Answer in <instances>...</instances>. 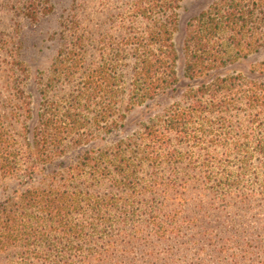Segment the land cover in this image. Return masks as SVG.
I'll return each instance as SVG.
<instances>
[{
  "label": "trees",
  "instance_id": "1",
  "mask_svg": "<svg viewBox=\"0 0 264 264\" xmlns=\"http://www.w3.org/2000/svg\"><path fill=\"white\" fill-rule=\"evenodd\" d=\"M180 1L135 0L117 35L95 37L92 28L74 21L65 27L35 125L26 127V148L0 125V172L25 180L0 202V264H88L86 259L110 256L116 241L101 235L109 223L130 220L134 201L118 194L130 193L131 184L136 190L139 183L131 178L146 163L154 168L147 191L179 205L165 219L152 205L149 224L160 237L179 235L185 219L198 229L197 256L216 258L183 264H264V80L217 74L264 45V0H218L188 22L185 74L201 83L147 119L138 137L87 149L77 174L88 178L86 188L62 189L54 178L44 186L39 178L69 144L83 146L114 133L135 106L177 86ZM38 6L32 0L31 10ZM58 86L64 92L52 95ZM19 98V109L31 119L32 103L23 89ZM192 140L216 147L203 155L205 183L197 187L193 215L185 217L190 181L165 180L156 168L181 171ZM105 182L109 191H94ZM210 209L213 221L205 220ZM95 235L102 242L93 245Z\"/></svg>",
  "mask_w": 264,
  "mask_h": 264
},
{
  "label": "rangeland",
  "instance_id": "2",
  "mask_svg": "<svg viewBox=\"0 0 264 264\" xmlns=\"http://www.w3.org/2000/svg\"><path fill=\"white\" fill-rule=\"evenodd\" d=\"M36 1L39 5L38 8L36 6V10H31L32 0H0V118L2 120L0 125L8 127L23 148L28 145V139L25 137L30 138L31 136L26 131V127L31 128L35 125V118L42 99L41 91L46 87L49 77L52 76L51 68L56 59L65 27L74 21L82 27L92 28L95 37L102 33L117 35L120 21H128V10L135 0ZM217 1H180L178 23L174 33V42L179 55L177 69L180 81L177 86L154 101L135 106L127 113L123 126L114 133L100 134L96 139H92L90 144L87 143L83 146L69 144L70 146L68 145L65 151L39 176L40 179H44L42 185L53 184L54 178V185L62 189L71 191L79 187L86 188L88 178L79 177L77 174L81 171L80 166L87 149L107 148L109 145L138 137L137 134L147 119L180 101L187 89L201 83L202 79L191 80L185 74L184 43L187 24L193 17ZM262 62H264V45L258 52L239 59L218 71L217 74L240 73L249 80L263 81ZM59 87L61 86L52 90L51 94L60 95L63 93L64 91H60ZM20 89L25 91L26 99H30L32 103L31 108L34 115L31 119L27 118L26 114L19 109V105L22 104L19 98ZM11 107L15 109L12 118L10 117ZM215 147L209 143L196 146L192 140L186 145L187 158L180 167L181 171L177 169L175 171L174 168L163 164L156 168L158 176L165 180L180 182V177H182L190 181L188 192L190 200L187 204L182 205L185 217L193 215L192 211H195V206L199 201L196 195L197 187L205 183L200 167L203 155ZM217 148L220 149V147ZM153 169L146 163L139 168L138 175L132 176V181L139 183V186L135 184V191L138 193H135L131 188L133 186L131 184L130 193L118 194L120 197H130L134 201V206L130 210L131 218L125 224L121 221L109 223L105 229L106 232L101 235L103 239H107L111 235L116 241L117 248L107 258L86 259L88 264H183L187 260L216 259L208 254L197 256L200 244L193 243V240L198 236L196 234L198 229L186 222L185 219L183 222L181 220L179 222L182 225L179 235L170 231L166 236L160 237L157 230L149 224L148 217L152 211V205L158 209L159 215L164 219L168 213L179 206L177 202L165 199L161 193L152 194L147 191V186L150 188L153 185L151 176H149ZM23 182L25 180L22 177L5 176L0 172V202L12 197L17 189H21ZM93 189L101 192L109 191L108 183L96 185ZM131 191L134 193L133 195H131ZM212 210L208 211L211 216L205 220H214ZM78 216L77 214L76 217ZM98 242H102V239H97V235H95L93 245ZM70 261L73 264H83L81 259H71Z\"/></svg>",
  "mask_w": 264,
  "mask_h": 264
}]
</instances>
